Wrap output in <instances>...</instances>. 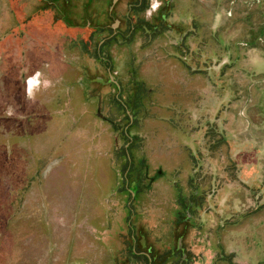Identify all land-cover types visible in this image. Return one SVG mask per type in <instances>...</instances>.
<instances>
[{
	"label": "flooded vegetation",
	"instance_id": "obj_1",
	"mask_svg": "<svg viewBox=\"0 0 264 264\" xmlns=\"http://www.w3.org/2000/svg\"><path fill=\"white\" fill-rule=\"evenodd\" d=\"M96 1L0 0V64L10 63L15 82L12 118L0 124L1 148L11 149L7 139L16 140L17 131L32 132L33 104L25 118L18 112L21 73L35 103L36 89L46 82L41 70L63 68L54 48L81 34L83 13ZM120 1L105 0L107 16ZM151 3L126 0L122 31L120 19L84 25L79 45L93 47V63L91 75L79 78L76 104L90 110L94 133L80 156L69 235L58 224L64 206L58 225L52 221L41 176L35 192L28 183L33 177L12 183L9 175L21 174L20 168L1 164L0 264H264V136L238 141L227 130L233 90L224 71L215 68L211 77L207 49L200 59L195 55V47L209 46L203 23L210 9L204 0H159L146 19ZM21 42L28 44L25 55ZM171 55L203 65L160 69L159 60ZM217 73L224 78L212 83ZM68 78L59 72L47 80L64 84L59 112L76 107L66 98ZM262 111L252 123L264 129ZM71 234L75 248L67 240Z\"/></svg>",
	"mask_w": 264,
	"mask_h": 264
},
{
	"label": "rangeland",
	"instance_id": "obj_2",
	"mask_svg": "<svg viewBox=\"0 0 264 264\" xmlns=\"http://www.w3.org/2000/svg\"><path fill=\"white\" fill-rule=\"evenodd\" d=\"M204 1V6L210 9L209 21L203 23V26L209 29L210 41L208 47H195V55L200 56L204 53L203 50L206 53L207 49L210 56L211 77H214L215 68L217 71H224L228 85L233 90L234 99L229 105V115L226 119L227 130L237 136L238 141L247 140L254 135L264 136L263 127L254 126L252 123L253 116L259 118V115L263 113L262 109H264V0ZM125 2L126 0L120 1L114 16H107L105 0H97L96 4H90V8L84 11L82 16L83 30L81 34L68 36V45L61 49L52 47V49L61 51V54L58 53L55 58H58L63 68L55 73L62 72L63 75L70 76L67 79L69 83H67L66 98L72 106L76 105V107L74 106L73 110H61L60 112L56 109L58 108L57 99L61 92H65L62 88L64 84L48 82L47 80L55 73L51 70L48 74L47 68L41 70V75L46 80L45 87L36 89L41 92L38 91L33 99L35 103H32V99L25 93L26 75L21 76V73L18 80V112L19 115L24 114L25 118L33 104L31 107L33 116L30 118L32 132L17 131L16 140H13L12 137L7 139L10 142L6 144L11 149L5 145H2L1 148L0 145V166L2 163H7V166L20 168L21 174L9 175L10 182H20L22 177H24L23 181L33 177L34 182L29 181L28 183L30 187L35 184L36 192V183L41 176L42 187L50 193V212L55 224L60 217H58L59 210L64 206L66 216L58 224L61 225L62 231L67 235L70 234V230H73L74 225L76 189L81 182L80 156L87 151L88 146H90L91 135L94 133V117H92L90 110H86L85 107L81 109L76 104L80 102V91L77 85L79 78L82 77L83 72L89 74L91 71L93 58L90 51L93 47L88 44L85 45L84 42L82 45L79 44H81L82 36L87 31L84 26L87 21L92 24H111L115 22V19H120L121 23L118 28L122 31L125 27L124 24L128 22ZM141 16L143 15L141 14ZM73 40L77 46L72 45ZM139 40V36L135 35L133 43L136 41L138 44ZM119 44V50H123L124 45ZM27 46L28 44L24 42L20 43V54L25 55ZM223 60L225 63L221 64ZM159 64L160 69L165 67L164 70L174 72L196 70L193 68L198 64H200V68L203 65L202 63L197 64L196 60H184L180 55H171L163 61L159 60ZM0 65L2 70L0 73V124H2L5 119H11L13 115L14 104L12 100L15 97V82L9 76L10 63L6 64L2 60ZM79 66H82V72L78 71L75 74L71 72L70 74V71H74ZM218 76L217 73L216 78L212 79L211 82L224 78L223 75ZM72 82L75 86H71ZM69 88H71L70 90L73 89V92L76 91V96H74L75 93H70ZM14 144L15 148L13 149L12 145ZM245 144V147L249 146L248 143L245 142ZM27 197L26 192L24 198ZM26 208L25 205L23 210ZM34 209L37 219L39 217L37 201H35ZM261 215L264 213L261 212ZM67 240L70 247H76L73 234Z\"/></svg>",
	"mask_w": 264,
	"mask_h": 264
},
{
	"label": "clouds",
	"instance_id": "obj_3",
	"mask_svg": "<svg viewBox=\"0 0 264 264\" xmlns=\"http://www.w3.org/2000/svg\"><path fill=\"white\" fill-rule=\"evenodd\" d=\"M159 7V0H152L149 9L145 10V18H150L152 13Z\"/></svg>",
	"mask_w": 264,
	"mask_h": 264
}]
</instances>
